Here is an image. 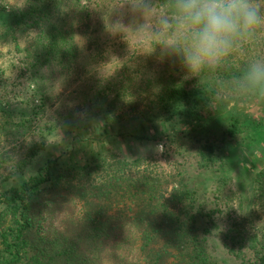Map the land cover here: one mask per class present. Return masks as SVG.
I'll return each instance as SVG.
<instances>
[{
    "label": "trees",
    "instance_id": "1",
    "mask_svg": "<svg viewBox=\"0 0 264 264\" xmlns=\"http://www.w3.org/2000/svg\"><path fill=\"white\" fill-rule=\"evenodd\" d=\"M81 1L29 0L24 7L11 4L7 11L1 8L7 0H0V26L11 38L9 50L16 51L25 70L32 71L34 92L44 103L51 98L50 75L78 71L82 50H90L99 39L108 1L90 6ZM33 27L39 30L30 37ZM261 40L264 37L256 48L264 53ZM244 60L228 61L208 81L199 80L194 86L182 80H157L159 85L152 90L147 87L151 83L138 87L125 74L110 82L85 80L84 85L90 81L88 91L77 105L82 116L80 120L73 116L70 122L85 129L94 122L92 132L98 133L85 140L72 134L64 154L39 137L45 129L39 130L38 112L17 111L2 96L0 264H232L213 250L215 236L208 223L212 214L205 216L195 206L193 173L178 180L154 170L152 158H127L114 147L109 131L116 125L119 138L126 136L122 133L126 129L141 142L144 128L163 119L168 125L183 123V131L198 135L197 129L204 131L209 118L218 116L209 108L221 93L217 82L227 80ZM224 102L219 115L230 119L224 131L229 151L224 154L217 143L205 140L194 156L201 170L222 166L224 159L232 163L228 166L238 179V189L247 196L239 202L241 217L230 216L220 241L240 264H264V164L249 185L243 183L248 165L254 169L252 158L264 151V97ZM135 121L140 127L129 128ZM240 135L243 138L237 141ZM83 143L99 144L102 150H84L77 160L74 154ZM34 163L38 167L29 172Z\"/></svg>",
    "mask_w": 264,
    "mask_h": 264
},
{
    "label": "rangeland",
    "instance_id": "2",
    "mask_svg": "<svg viewBox=\"0 0 264 264\" xmlns=\"http://www.w3.org/2000/svg\"><path fill=\"white\" fill-rule=\"evenodd\" d=\"M96 1L82 0L81 2L84 6H90L94 5ZM107 1L108 7L102 12V26L97 43L90 50L85 48L82 50L78 61V65H80L78 71L71 73L57 72L50 75L53 86H50L51 98L46 103L42 101L39 95L35 94V85L31 79L32 71L25 70L24 59L16 51L9 50L10 47L7 42L11 38L7 35L5 37V33L0 26V98L5 96L4 100L8 99L11 107L17 108V111L21 109L25 112H38L41 118L39 120V130L41 128L45 129L43 131L45 135L40 134L39 137L45 139L51 145L53 143V149L58 150L62 154H64V146L71 142L73 135L78 134V136L82 137V140H85L87 136L91 137L94 133H98L97 130L92 132L91 128L96 125L94 122L88 125L90 129H85L83 125L79 124L73 125L70 122L71 117L74 116L76 120H80L78 117L82 116V112L77 111V105L80 106L79 104L83 102L82 96H84V92L88 91L90 81L86 82L87 87H84L86 86L83 84L85 80L101 79L102 81L110 82L121 79L125 74L130 76L133 83L138 87H145L146 84L151 83L147 87L153 90L159 85L157 80H182L190 82L191 86H194L199 80L206 82L213 75V72H204L200 77L189 76L175 60H160L158 58V50L157 53L151 55L140 54L141 51L149 50L146 34L142 36L139 32L128 30L126 37L128 42L124 39L123 34H113L112 31L117 29L112 25L119 20L125 26H128L132 24V17L126 11L127 5L120 8L124 0ZM28 2L29 0H7V3L2 2L1 8H5L8 11L11 4L24 7ZM38 30V28L33 27L29 36L35 37ZM259 43L260 41L257 44ZM255 51L257 52L256 47ZM247 54H252V50H247ZM244 59H246V55H236L229 61L237 62ZM72 73H78L80 76L78 77ZM224 104L221 93H218L215 99L211 101V104H209V108L214 114L216 112L218 116L212 115L209 118L204 131L199 132L197 129L198 135H192L190 131H183L185 129L183 123L174 122L168 125L163 119H157L153 127L146 126L144 128L146 129V137L141 142L136 141L134 135L125 133L126 129L122 132L126 136L122 139L119 138L118 132L120 128L116 125H113V128L110 129L109 135L114 147L124 153L127 158H131L133 155H144L152 158L149 162L154 170L157 169V171L164 172L168 176L174 175L178 180H181V177L185 176L188 171L193 173V184L198 191L195 206L200 207L201 212L205 216L206 214H212V219L211 221L209 219L208 223L210 224L212 236H215L212 238L214 242L213 250L222 259L230 260L232 264H240L223 247L220 236L227 229L231 221L230 216L241 217L239 202L242 199L244 200L247 194L242 193L240 188L238 189L240 186L238 179L233 175V170L229 169L232 163L224 159L225 165L222 164L221 166L217 163L215 168L211 170H201L198 169L194 156L197 146L205 140L217 143L223 148L224 154L229 151L231 143L226 138L224 131L228 128L230 119L228 116L222 117L219 115L223 111ZM69 112L74 115L69 114ZM46 124L54 129L51 131ZM66 124L68 126L67 129H63L62 126ZM131 124H134L137 128L140 127L137 121L129 123V128ZM122 126L125 127V123ZM74 127H76V131L72 132L71 130H74ZM176 132L177 135L174 137ZM36 137L39 138L38 135ZM242 138L243 135H240L236 137V140L241 141ZM98 146L99 144L96 143L93 145L83 143L80 147H77L74 155L78 160L84 150L95 151L96 149L97 152L100 149H98ZM49 147L53 150V146ZM256 151L258 152L257 149ZM260 152L262 153V151ZM49 155L53 158L50 152ZM252 160L256 163L254 169L248 165L249 170L243 176L245 186L249 185L250 178L253 177L258 167L264 164V151L262 156L259 154ZM61 161L65 162L66 158L62 157ZM38 165L34 163L28 171L33 172ZM194 171H197V173L195 174ZM241 195L242 198H240ZM202 226H206L205 223ZM43 232L45 235L49 234L46 230Z\"/></svg>",
    "mask_w": 264,
    "mask_h": 264
},
{
    "label": "clouds",
    "instance_id": "3",
    "mask_svg": "<svg viewBox=\"0 0 264 264\" xmlns=\"http://www.w3.org/2000/svg\"><path fill=\"white\" fill-rule=\"evenodd\" d=\"M124 5L132 24L118 20L112 33L123 34L126 41L128 30L146 34L149 50L140 54L158 50L160 60H175L194 77L246 55L217 86L229 103L264 97V53L255 51L264 36V0H124L120 8Z\"/></svg>",
    "mask_w": 264,
    "mask_h": 264
}]
</instances>
